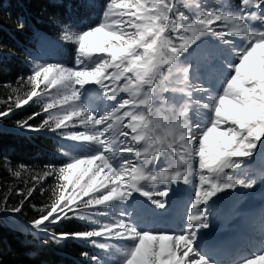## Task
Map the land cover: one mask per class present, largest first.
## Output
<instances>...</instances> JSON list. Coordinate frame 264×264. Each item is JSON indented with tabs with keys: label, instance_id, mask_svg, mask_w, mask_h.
Listing matches in <instances>:
<instances>
[{
	"label": "snow or ice",
	"instance_id": "obj_1",
	"mask_svg": "<svg viewBox=\"0 0 264 264\" xmlns=\"http://www.w3.org/2000/svg\"><path fill=\"white\" fill-rule=\"evenodd\" d=\"M48 19L60 37L33 29L37 55L16 81L31 87L21 97L8 84L0 118L40 101L43 84L44 115L15 123L58 135L62 158L34 172L31 186H9L0 212L31 207L41 245L82 241L100 250L81 252L87 264H264V217L258 245H224L212 232L222 200L264 185V0H81ZM59 52L58 62L46 58ZM46 177L54 197L32 203ZM181 183L191 194L177 209L179 230L155 226ZM72 220L93 227H59Z\"/></svg>",
	"mask_w": 264,
	"mask_h": 264
},
{
	"label": "trees",
	"instance_id": "obj_2",
	"mask_svg": "<svg viewBox=\"0 0 264 264\" xmlns=\"http://www.w3.org/2000/svg\"><path fill=\"white\" fill-rule=\"evenodd\" d=\"M74 2L76 0H0V101L7 100L11 92L8 84L19 88L15 95L22 97L29 91L31 85L21 87L16 81L21 75H27L26 63L32 58L29 53L34 55L36 51L33 29L53 33L57 28L49 22V16L53 12H65L67 6ZM222 2L223 0H215L217 4ZM57 4H63L65 8L54 7ZM20 18L27 21L28 26L24 30L16 26ZM43 90L44 86L41 84L37 88L40 101L37 102V98L34 97L28 104L16 110V116L11 119L0 118V194L12 185L15 188L31 186L35 183L32 174L41 172L52 159V141L55 138L47 134L51 133L50 131L21 129L15 123L17 118L26 117L33 111L44 115L41 105L48 98L44 97ZM48 91L54 93L55 89ZM0 107L3 105L0 104ZM39 119L38 117L36 122H39ZM72 150L73 148H69V151ZM21 164L27 166L29 171L27 173L22 171L20 177H15L12 173L20 170ZM53 181V177H46L37 185V188L44 187V194L34 191L35 199L29 197V200L39 205L54 197ZM34 215L31 207L25 209L23 215L14 213L5 215L0 212V264H87L86 258L81 256L82 251L99 254V249L76 240L62 245L51 242L41 245L40 242L47 240V237L42 234L34 236L30 231L29 221ZM59 227L66 231H74L88 230L93 225L91 221L72 220Z\"/></svg>",
	"mask_w": 264,
	"mask_h": 264
},
{
	"label": "rangeland",
	"instance_id": "obj_3",
	"mask_svg": "<svg viewBox=\"0 0 264 264\" xmlns=\"http://www.w3.org/2000/svg\"><path fill=\"white\" fill-rule=\"evenodd\" d=\"M188 190H189V185H186L183 189H178L174 191V197H173V203L174 204H180L183 201L187 200V196H188ZM264 190L262 187H260L257 192L255 194H252L251 196H248L244 199L241 200H246L247 205H248V212L250 213L253 209L259 207L262 203V199L260 196V192ZM231 198V197H230ZM241 200H234V203H238ZM224 204L225 210L228 208V204L227 203H223L222 201L220 202V204ZM220 204L218 206V208H220ZM217 219V218H216ZM243 229H245V226L242 227Z\"/></svg>",
	"mask_w": 264,
	"mask_h": 264
}]
</instances>
